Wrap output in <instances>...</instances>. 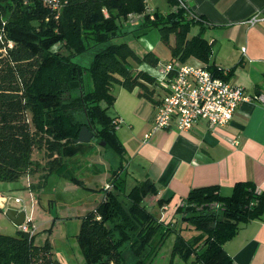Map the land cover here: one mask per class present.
<instances>
[{
  "label": "trees",
  "instance_id": "16d2710c",
  "mask_svg": "<svg viewBox=\"0 0 264 264\" xmlns=\"http://www.w3.org/2000/svg\"><path fill=\"white\" fill-rule=\"evenodd\" d=\"M146 7L147 0H0V180H17L36 170L42 173L41 186L51 174L77 180L69 172L63 148L80 144L74 139L83 124L96 133L98 143L122 156L114 117L107 114L115 101L111 88H138V96L153 101L148 84L158 85L157 79L128 67V59L156 66L158 58L152 51L139 56L120 38L139 37L156 28L164 42L174 36L173 57L195 56L207 63V41L200 34L187 38L191 25L203 21L201 16L195 19L182 9H154L140 24L126 22L128 13ZM87 52L85 65L75 61ZM206 66L216 75L232 71ZM37 148L44 149L43 165L31 159ZM117 170L111 171V187L84 215L76 235L87 264H153L152 242L158 239L160 244L171 232H176L172 252L183 264H234L224 243L242 224L264 213V192L252 182L236 184L230 196H221L214 186L193 188L175 211L199 231L185 238L144 203L146 196L157 194L154 182L146 177L127 188ZM34 235L20 229L15 235L0 233V264H60L51 244L36 245Z\"/></svg>",
  "mask_w": 264,
  "mask_h": 264
},
{
  "label": "crops",
  "instance_id": "0c3cea01",
  "mask_svg": "<svg viewBox=\"0 0 264 264\" xmlns=\"http://www.w3.org/2000/svg\"><path fill=\"white\" fill-rule=\"evenodd\" d=\"M189 4L203 21L191 25L187 38L200 34L210 45L211 53L207 63L195 56H190L197 59L195 63H189L190 57L182 60L178 56L170 61L232 68L231 73L224 76L226 81L243 88L251 99L242 102L232 119L224 125L209 127L205 120H199L188 130H178L173 120L170 126L157 129L146 137L145 134L152 130L164 90L157 84H148L152 90V101L138 96V88L133 91L123 88L124 91H119L115 97L111 117L122 119L115 133L124 151L122 156L116 154L114 162L109 158L108 162L97 161L102 163L105 173L103 184L99 181L100 185H97L93 181L94 185L90 187L94 191L102 189L96 205L104 196L111 171L120 166L116 175L128 174L133 184L146 177L154 182L157 194L144 198L149 210L151 207L160 209L157 201L163 198L167 205L174 202L176 211L177 206L183 203L182 198L197 187L214 186L221 196H230L236 184L252 182L264 192V97H255L264 96V0H189ZM254 14L260 20L251 25L247 20ZM193 27L195 29L189 36ZM78 148L79 144H68L63 148L67 164L69 160L65 159V153L69 151L75 157L79 153ZM40 151L44 153L43 148ZM31 159L43 163L40 156L36 159L31 155ZM93 161L87 163L88 169L98 170L93 168L97 163ZM72 163L75 170L69 169V172L77 177L76 172H82L79 166L82 167L83 162L76 158ZM40 173L36 170L25 175L33 176L41 189L43 180ZM8 202L2 211L8 208ZM154 214L164 222H173L178 215L175 212L176 217H167L169 220L165 221L161 214ZM179 219L187 223L180 216ZM176 228L178 232L182 231V227ZM223 247L234 264H264V213L242 224ZM52 251L54 255L56 251ZM77 252L81 257L79 262L77 258L65 260L54 257L60 264H87L80 247ZM73 254L76 255L74 250Z\"/></svg>",
  "mask_w": 264,
  "mask_h": 264
},
{
  "label": "rangeland",
  "instance_id": "374dc122",
  "mask_svg": "<svg viewBox=\"0 0 264 264\" xmlns=\"http://www.w3.org/2000/svg\"><path fill=\"white\" fill-rule=\"evenodd\" d=\"M147 6L154 7L161 13H168L172 11L173 8V5L167 0H147ZM141 22L142 21H140V23ZM130 29L131 28H129V30ZM194 29L195 27L191 29L189 36L192 35ZM120 40H125L135 53L141 57H143L148 51H152L158 58L156 66H153L146 61L138 63L132 59H128V67L133 70L143 69L148 71L151 75L157 77L158 80L163 77V74L160 73L161 69L173 59L170 50V46L174 45L173 35L169 37L168 42H164L161 40L158 30L156 28H150L139 37L127 35L120 38ZM88 54L89 53L87 52L78 55L75 58V61L85 65L89 58ZM188 60L189 63H195L197 61V59L193 57H190ZM84 80L87 89L90 88L91 84L88 74L85 75ZM119 91H124L123 87L118 84L112 86L111 92L115 97L118 95L117 93ZM112 107L113 105L107 108V114L110 116L113 114ZM89 142L93 143H80L78 148L79 153L75 156L83 162V166H79V168L82 169V172L79 174L76 172L77 180L51 174L41 189L37 180L33 179V176L30 177V175L23 174L17 180L13 181L0 180V196L10 197L7 204L8 208H23L27 219H31L35 226V235L33 238L34 243L36 245H42L45 242L50 243L52 250L56 251L54 252V256L58 259L62 258L68 260L73 258L76 260L77 258L78 262L81 260L80 253L77 254L79 245L76 235L79 231L80 223L84 215L91 210L92 206H96L95 203L100 199L99 194L102 189L100 188L99 190L96 189L97 191H94L95 189H91L90 187L94 185V182L97 183V185H100L98 183L101 181L103 184V172L105 173L102 168V163H98L97 161L102 159L108 162L109 159H111V161L114 162L115 156L117 157L111 148L106 147L105 144L101 145L95 138L91 139ZM92 149H94V151H92ZM40 150L41 149L39 148L35 149L32 156L36 159L40 156V159L43 160V163H40V165H43L45 163V157L43 155L44 153ZM64 157L66 160H69L68 165L70 171L75 170V168L72 167V162L75 161L76 158L71 156L69 151L65 153ZM93 160L97 162L94 164L93 168L96 167L98 170L88 169L87 163L94 162ZM41 175L42 173H40V178L42 179ZM122 176L126 179L127 188L133 185V180L128 174H123ZM41 179L39 183H41ZM13 198L21 199L20 204H14L12 201ZM150 211L161 214L165 221L176 217L174 202H171L169 205L164 203L160 205V209H158V207H151ZM4 212V210H0V233L15 235L18 231L17 226L12 223ZM167 217L169 219H167ZM177 217L174 218L175 221L172 223L175 227H182L180 235L185 238L197 235L199 231L195 230L192 226H189V224L181 222L178 215ZM175 238L176 232H171L160 244H158V239H154L152 247L153 249L156 247V251L152 255L153 264L184 263V260L178 254H173L172 252ZM70 247L72 248L70 249ZM73 250L76 255L73 254ZM128 252L127 249L124 251L126 256ZM67 253L70 255L67 256Z\"/></svg>",
  "mask_w": 264,
  "mask_h": 264
},
{
  "label": "built area",
  "instance_id": "2783aa9c",
  "mask_svg": "<svg viewBox=\"0 0 264 264\" xmlns=\"http://www.w3.org/2000/svg\"><path fill=\"white\" fill-rule=\"evenodd\" d=\"M174 1L172 10H185L197 19V14L191 9L189 0ZM153 11L154 9L147 6L143 12L128 13L126 22L130 25L137 24L146 14L153 13ZM259 20L254 14L247 21L254 25ZM161 74L163 77L157 81L158 86L164 90V94L159 101L152 130L145 134L146 137L157 129L170 126L173 120L178 130H188L199 120H205L209 127L224 125L232 119L234 112L242 102L251 99L243 88L226 81L224 76L227 75V70L216 75L206 65L170 61L161 69ZM255 97L262 98L264 96L257 95ZM121 123L120 117H114L112 120L115 129ZM110 187L111 185L108 183L105 189ZM9 199L10 197L0 196L1 209ZM12 201L17 205L20 204L21 199L13 198ZM18 227L31 235L35 233V226L29 224L27 219Z\"/></svg>",
  "mask_w": 264,
  "mask_h": 264
},
{
  "label": "water",
  "instance_id": "95a60500",
  "mask_svg": "<svg viewBox=\"0 0 264 264\" xmlns=\"http://www.w3.org/2000/svg\"><path fill=\"white\" fill-rule=\"evenodd\" d=\"M96 133L92 131L86 124L81 125L77 137L74 139V143H87L95 137ZM104 145L105 143H100ZM5 215L12 221L16 226H20L26 221V213L23 209H16L9 207L5 210Z\"/></svg>",
  "mask_w": 264,
  "mask_h": 264
}]
</instances>
